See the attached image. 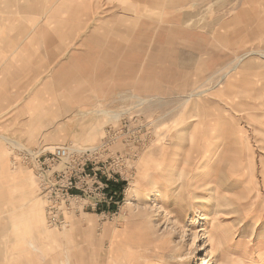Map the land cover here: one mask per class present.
Segmentation results:
<instances>
[{
	"label": "rangeland",
	"instance_id": "374dc122",
	"mask_svg": "<svg viewBox=\"0 0 264 264\" xmlns=\"http://www.w3.org/2000/svg\"><path fill=\"white\" fill-rule=\"evenodd\" d=\"M16 2L0 264H264V0ZM53 147L89 174L64 227L30 161Z\"/></svg>",
	"mask_w": 264,
	"mask_h": 264
},
{
	"label": "built area",
	"instance_id": "2783aa9c",
	"mask_svg": "<svg viewBox=\"0 0 264 264\" xmlns=\"http://www.w3.org/2000/svg\"><path fill=\"white\" fill-rule=\"evenodd\" d=\"M30 156L35 172L46 175L50 179L43 191L48 200L49 224L54 227H64L67 225L64 215L68 213L64 210V205H71L73 201L79 202L82 199L70 194L73 189H80V184L73 179L78 174L84 176L83 178L89 177V174L84 170L75 172V168L69 163L73 155L68 147L44 148L34 151ZM97 204V202L94 203V206Z\"/></svg>",
	"mask_w": 264,
	"mask_h": 264
},
{
	"label": "crops",
	"instance_id": "0c3cea01",
	"mask_svg": "<svg viewBox=\"0 0 264 264\" xmlns=\"http://www.w3.org/2000/svg\"><path fill=\"white\" fill-rule=\"evenodd\" d=\"M17 0H2V13H4L6 16V18L4 20H2V29L6 28V29H16V28H22V25H20L19 23L21 22L20 18L18 17L17 14H21V13H26V15H28V13H30L31 18H33V10H29V11H23L20 8L16 7V2ZM10 5V6H8ZM4 6V9H3ZM6 6V7H5ZM12 6V7H11ZM14 8V9H13ZM3 19V18H2ZM30 39V38H28ZM24 40V38H21L18 35L15 36H10V37H2V45L6 46L5 50L10 52H14L18 50V45L23 44L25 42H22ZM31 40V39H30ZM32 41V40H31ZM16 94H12L9 97H5L4 96V101L2 102V109H8V108H14L16 107V101L14 100ZM23 111L26 109V106L22 107ZM15 121V120H13ZM10 123H14V122H9ZM47 121H42L40 122V124H46L47 125ZM24 232H26L27 230H23ZM42 232V231H39Z\"/></svg>",
	"mask_w": 264,
	"mask_h": 264
},
{
	"label": "bare ground",
	"instance_id": "6f19581e",
	"mask_svg": "<svg viewBox=\"0 0 264 264\" xmlns=\"http://www.w3.org/2000/svg\"><path fill=\"white\" fill-rule=\"evenodd\" d=\"M181 156V155H180ZM211 163V162H210ZM248 167V166H247ZM209 190H211V189H209ZM221 204V203H220ZM233 206V205H232ZM219 209H220V207H218L216 210H218L219 211ZM215 210V209H214ZM234 214V213H233ZM6 233V232H5ZM6 236V235H5ZM4 237V236H3ZM0 244H1V241H0ZM2 246V245H1ZM2 248V247H1ZM202 250H203V247H202ZM201 250V251H202ZM1 251V250H0ZM1 259V258H0Z\"/></svg>",
	"mask_w": 264,
	"mask_h": 264
}]
</instances>
